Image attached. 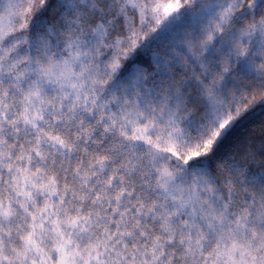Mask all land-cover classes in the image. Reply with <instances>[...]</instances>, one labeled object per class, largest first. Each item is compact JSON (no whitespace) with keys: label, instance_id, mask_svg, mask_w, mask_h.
Wrapping results in <instances>:
<instances>
[{"label":"snow or ice","instance_id":"obj_1","mask_svg":"<svg viewBox=\"0 0 264 264\" xmlns=\"http://www.w3.org/2000/svg\"><path fill=\"white\" fill-rule=\"evenodd\" d=\"M128 6L139 0L120 9L125 24ZM47 7L0 0V264H264V140L247 153L261 157V171L213 163L247 142L232 133L264 102L228 115L193 150L178 128L179 103L150 99L139 71L131 92L106 83L119 69L120 36L79 13L59 33L45 31ZM219 9L205 49L242 65L264 59L254 0ZM209 100L215 125L223 104Z\"/></svg>","mask_w":264,"mask_h":264},{"label":"clouds","instance_id":"obj_2","mask_svg":"<svg viewBox=\"0 0 264 264\" xmlns=\"http://www.w3.org/2000/svg\"><path fill=\"white\" fill-rule=\"evenodd\" d=\"M48 2L50 7L46 8L44 17L45 31L52 27L59 33L79 13L89 27L103 21L113 37L120 36L124 40L123 48L116 54L119 56V69L114 75L110 74L111 79L106 80V83H110L113 90L127 89L131 92L134 77L139 71L142 78L137 87L150 89V99L159 101L167 97L173 108L179 103L182 120L178 128L182 130L181 138L189 140L193 150L212 139V134L219 130L218 124L228 115L235 118L237 113L256 108L264 102V59L242 65L235 55L229 62L222 50L210 54L204 47L206 32L210 25L215 24L219 5L224 0H179L181 7L167 17L163 14V7L176 0H139V7H127L126 24L121 19L120 9L125 7L127 0H85L84 4H80L79 0ZM93 2L102 11L93 10ZM241 3H245V0H241ZM254 3L259 23L264 20V5H261V0H254ZM157 6L159 23L152 11ZM185 15L191 18L190 22L184 19ZM108 21L111 23L108 24ZM171 23L179 27L170 30ZM244 23L250 24L251 19ZM165 32L166 38L160 39ZM217 37H220L219 33ZM223 38L227 44L230 38L227 25ZM216 48L219 50L220 46L216 45ZM137 55L141 57L139 61ZM120 72L125 74L122 78ZM210 93L223 104L220 119L215 125L212 124L214 117ZM244 100L248 101L247 105L243 103ZM260 110L257 108L256 112ZM242 139L247 142L231 150L226 149L224 159L215 160L214 165L233 162L244 164L245 167L250 165L254 171H261V157L257 156L253 161L247 159V153L259 150L264 140V123L258 121L250 125ZM248 179L251 181L253 177L249 176Z\"/></svg>","mask_w":264,"mask_h":264},{"label":"trees","instance_id":"obj_3","mask_svg":"<svg viewBox=\"0 0 264 264\" xmlns=\"http://www.w3.org/2000/svg\"><path fill=\"white\" fill-rule=\"evenodd\" d=\"M166 35H167L166 32L165 33H162L160 39H162V40L165 39L166 38ZM261 115H264V109L260 110L259 112H255L254 115H253V117L250 118V120L245 121L243 124H241L240 126H238L234 130V132L232 133V135L234 137H237V138H242L243 135L245 134V132L247 130H249V126L253 124L252 121L258 119Z\"/></svg>","mask_w":264,"mask_h":264}]
</instances>
